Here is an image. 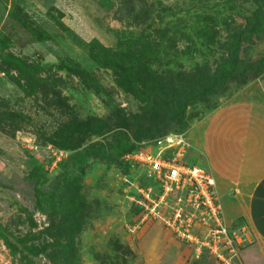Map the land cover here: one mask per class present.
I'll return each mask as SVG.
<instances>
[{
  "label": "rangeland",
  "instance_id": "1",
  "mask_svg": "<svg viewBox=\"0 0 264 264\" xmlns=\"http://www.w3.org/2000/svg\"><path fill=\"white\" fill-rule=\"evenodd\" d=\"M263 97L264 0H0V264H220L122 157Z\"/></svg>",
  "mask_w": 264,
  "mask_h": 264
},
{
  "label": "built area",
  "instance_id": "2",
  "mask_svg": "<svg viewBox=\"0 0 264 264\" xmlns=\"http://www.w3.org/2000/svg\"><path fill=\"white\" fill-rule=\"evenodd\" d=\"M190 149L185 133H171L143 143L134 152L125 154L122 160L134 173L131 186L136 187L145 200L154 203L149 196L152 189H156L158 198L154 209L160 204L166 207L168 214L161 219L167 229L182 241L207 249L218 263L234 264L231 260L238 258L248 241L244 228L234 230L233 226L225 224L215 181L202 167L187 163ZM45 150L56 162L65 155L51 145ZM140 179L151 181L153 187L139 186Z\"/></svg>",
  "mask_w": 264,
  "mask_h": 264
},
{
  "label": "crops",
  "instance_id": "3",
  "mask_svg": "<svg viewBox=\"0 0 264 264\" xmlns=\"http://www.w3.org/2000/svg\"><path fill=\"white\" fill-rule=\"evenodd\" d=\"M195 141L196 165L215 181L225 224L242 223L251 235L241 264H264V97L223 105L203 123ZM9 145L0 137L1 150Z\"/></svg>",
  "mask_w": 264,
  "mask_h": 264
},
{
  "label": "trees",
  "instance_id": "4",
  "mask_svg": "<svg viewBox=\"0 0 264 264\" xmlns=\"http://www.w3.org/2000/svg\"><path fill=\"white\" fill-rule=\"evenodd\" d=\"M222 69H224V79L225 80H230L233 78L235 72H236V68H235V65L233 64H229V63H226L224 65H222ZM0 133L3 134V135H9L8 133H5L4 130H0ZM10 137H13L10 135Z\"/></svg>",
  "mask_w": 264,
  "mask_h": 264
}]
</instances>
